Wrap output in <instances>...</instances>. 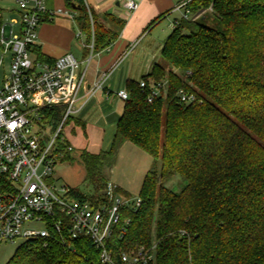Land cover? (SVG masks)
Segmentation results:
<instances>
[{
	"label": "trees",
	"instance_id": "1",
	"mask_svg": "<svg viewBox=\"0 0 264 264\" xmlns=\"http://www.w3.org/2000/svg\"><path fill=\"white\" fill-rule=\"evenodd\" d=\"M187 9L205 12L194 20L173 18L161 62L140 78L145 86L126 82L128 97L109 150L80 151L92 194L70 193L99 198L107 157L130 142L151 157V166L139 205L121 207L107 242L114 261L121 251L144 246L153 256L139 264H264V0H192ZM77 11L87 44L104 48L116 32L103 28L92 11V25L83 7ZM32 52L36 60L52 61L36 48ZM154 85L164 88L149 102ZM179 89L196 100L180 102ZM39 116L55 128L62 107L42 108ZM68 144L63 139L58 149ZM70 160L65 151L60 161ZM174 176L177 187L166 186ZM67 245L28 240L4 264H104L86 237Z\"/></svg>",
	"mask_w": 264,
	"mask_h": 264
},
{
	"label": "built area",
	"instance_id": "2",
	"mask_svg": "<svg viewBox=\"0 0 264 264\" xmlns=\"http://www.w3.org/2000/svg\"><path fill=\"white\" fill-rule=\"evenodd\" d=\"M191 1L177 0L171 11L180 12L181 19L194 20L202 10L189 12L187 4ZM14 3L17 18L8 22L3 21L5 10L0 8V68L3 56L9 55L8 70L1 72L0 81V245L15 241L20 245L35 239H55L69 245L72 240L86 237L98 250V258L104 264L146 263L152 259V247L121 251L116 261L107 247L121 207H136L139 198L132 204L127 198H117L116 186L110 183L106 185L104 196L92 200L73 197L71 188L64 185H60V196L54 182L48 179L65 151L71 154L73 150L70 144L65 150H59L58 142L63 141L59 138L62 123L75 112L76 90L81 79L76 83L75 73L80 62L70 52L50 62L36 60L32 48L42 21L63 17L74 22L77 9L71 3L85 9L92 25L88 1L68 0L66 6L54 8H48L45 0H14ZM120 4L128 13L138 6L136 0H120ZM137 42L138 39L129 44L101 73L89 94L102 88L103 82ZM88 46L92 49V42ZM139 86L144 87L145 81L140 80ZM163 88V85H154L147 100L150 102ZM177 95L184 104L196 100L194 93L184 89H179ZM116 96L125 101L128 92L125 88L119 89ZM53 106H61L64 111L59 127L49 134L45 130L49 126L38 124L39 111ZM123 231L124 228L121 233Z\"/></svg>",
	"mask_w": 264,
	"mask_h": 264
},
{
	"label": "crops",
	"instance_id": "3",
	"mask_svg": "<svg viewBox=\"0 0 264 264\" xmlns=\"http://www.w3.org/2000/svg\"><path fill=\"white\" fill-rule=\"evenodd\" d=\"M100 24L116 35L101 49L92 50L87 44V35L78 25L63 17L42 21L37 27V40L33 48L50 60L66 52L72 53L80 62L75 77L80 79L76 90L75 112L71 120L70 133L65 140L74 149V141L80 146L79 153L85 149L91 153L106 151L99 147L109 143L111 147L116 122L122 113L124 101L116 96L119 89L125 88L127 81H138L161 61V48L164 40L155 42L145 29L160 14L171 12L174 0H136L138 6L128 13L120 0H87ZM48 8L66 6L65 0H45ZM5 11H10L0 5ZM77 14V13H76ZM109 17L113 23L109 21ZM119 21L122 25L119 29ZM138 39L133 50L117 65L103 82L102 88L89 94L101 73L109 68L121 53L134 40ZM32 48V49H33ZM33 56L34 53L32 52ZM88 60V62H87ZM80 129L81 140L74 136V128ZM122 143L121 145L125 144ZM120 145V146H121ZM96 146V147H94ZM77 154V156L79 155ZM72 157V156H71Z\"/></svg>",
	"mask_w": 264,
	"mask_h": 264
},
{
	"label": "rangeland",
	"instance_id": "4",
	"mask_svg": "<svg viewBox=\"0 0 264 264\" xmlns=\"http://www.w3.org/2000/svg\"><path fill=\"white\" fill-rule=\"evenodd\" d=\"M177 3V0H174V6ZM0 5H4L5 8H9L12 10L4 11L2 13V19L3 21H10L13 18H17L16 12L13 10L16 7V4L14 3V0H1ZM79 10V9H78ZM91 11L94 14V11L91 9ZM210 10H207V12ZM205 11H201L200 15L203 14ZM79 12L77 11V14L74 18V23L77 24V16ZM95 15V14H94ZM199 15V16H200ZM198 16V17H199ZM97 18V16L95 15ZM189 19L192 18L191 15H189ZM173 18H176L178 20L181 19V13L178 11H171L169 14H167L164 18L156 21L152 26L148 27L147 30L149 31L150 36L154 39L155 42H160L164 40L170 33L172 29V20ZM109 21L113 24V20L111 17H109ZM0 56H1V50H0ZM161 62V61H160ZM8 64H9V55L5 54L3 56V63L0 68V81H1V72L6 73L8 70ZM77 72L79 70L77 69ZM116 73V70L113 72V74ZM111 76V75H110ZM140 80V79H139ZM1 83V82H0ZM62 109V114H63ZM74 114H70L68 118L62 123V127L60 128L59 138H65L70 133V126H71V120L73 118ZM60 120L57 123V126L55 128L47 127L46 133L52 134L53 131H55L59 125ZM40 126H42L41 122H38ZM74 136H77L81 140L80 135V129L74 128ZM72 145L74 146V149L71 152L72 160L70 161H63L58 162L54 164L52 175L48 178L50 181L54 182L55 187L57 188L56 193L58 195H62V192L60 191V185L66 186V188H76L79 192L83 194H92L91 186L84 179L85 176V169L82 165L81 161L79 160L77 154L79 153L80 146L79 143L76 144L74 141H71ZM101 144L99 147H101L102 150L108 149L109 150V143ZM96 147V146H94ZM151 166V157L147 155L144 151H142L139 147L133 145L130 142H127L118 148L114 149L113 154H111L109 157H107V160L104 163L102 173L106 180V183L113 184L114 186H117L120 191L122 192H115L116 189L114 188L115 196L117 198H120L121 200H125L127 198L128 203L132 204V202H135L139 198V189L142 183L143 176L145 172L150 168ZM178 176L171 177L169 180L164 181V184L168 187H177V179ZM106 184V185H107ZM106 188V187H105ZM129 195V197L125 196V193ZM105 189L103 190L102 194L99 197L104 196ZM19 245V241H15L14 243H5L3 245H0V264H4L8 258L12 255L15 248Z\"/></svg>",
	"mask_w": 264,
	"mask_h": 264
},
{
	"label": "water",
	"instance_id": "5",
	"mask_svg": "<svg viewBox=\"0 0 264 264\" xmlns=\"http://www.w3.org/2000/svg\"><path fill=\"white\" fill-rule=\"evenodd\" d=\"M71 6L76 9H80V5L78 3H71Z\"/></svg>",
	"mask_w": 264,
	"mask_h": 264
}]
</instances>
